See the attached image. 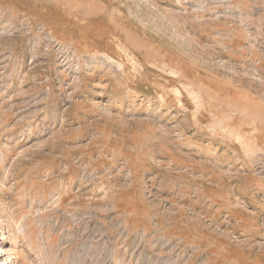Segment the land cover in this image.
Instances as JSON below:
<instances>
[{
  "label": "rangeland",
  "instance_id": "obj_1",
  "mask_svg": "<svg viewBox=\"0 0 264 264\" xmlns=\"http://www.w3.org/2000/svg\"><path fill=\"white\" fill-rule=\"evenodd\" d=\"M0 264H264V0H0Z\"/></svg>",
  "mask_w": 264,
  "mask_h": 264
}]
</instances>
